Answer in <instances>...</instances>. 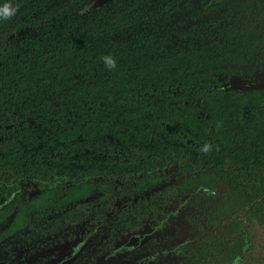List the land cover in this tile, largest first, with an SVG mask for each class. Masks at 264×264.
Segmentation results:
<instances>
[{
	"label": "trees",
	"instance_id": "1",
	"mask_svg": "<svg viewBox=\"0 0 264 264\" xmlns=\"http://www.w3.org/2000/svg\"><path fill=\"white\" fill-rule=\"evenodd\" d=\"M92 1L0 0V264L172 217L264 264V0Z\"/></svg>",
	"mask_w": 264,
	"mask_h": 264
},
{
	"label": "flooded vegetation",
	"instance_id": "2",
	"mask_svg": "<svg viewBox=\"0 0 264 264\" xmlns=\"http://www.w3.org/2000/svg\"><path fill=\"white\" fill-rule=\"evenodd\" d=\"M181 219L172 217L144 224L138 233L123 237L112 252L103 256L98 257L94 249L89 250L86 264H181L194 240L188 224L181 223ZM84 245V241L77 239L43 240L39 252L23 258L18 264H76L84 260Z\"/></svg>",
	"mask_w": 264,
	"mask_h": 264
},
{
	"label": "clouds",
	"instance_id": "3",
	"mask_svg": "<svg viewBox=\"0 0 264 264\" xmlns=\"http://www.w3.org/2000/svg\"><path fill=\"white\" fill-rule=\"evenodd\" d=\"M15 13L14 8H10L8 5H5L3 9H0V19H7ZM103 63L107 69H113L117 66V61L113 58L111 54L105 55L103 57Z\"/></svg>",
	"mask_w": 264,
	"mask_h": 264
},
{
	"label": "water",
	"instance_id": "4",
	"mask_svg": "<svg viewBox=\"0 0 264 264\" xmlns=\"http://www.w3.org/2000/svg\"><path fill=\"white\" fill-rule=\"evenodd\" d=\"M109 0H93L90 4L84 7L82 13L89 12L91 9H98Z\"/></svg>",
	"mask_w": 264,
	"mask_h": 264
}]
</instances>
